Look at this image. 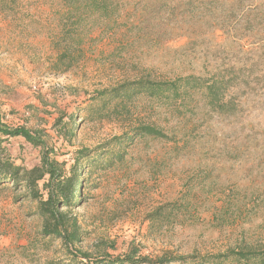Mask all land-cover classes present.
Instances as JSON below:
<instances>
[{
    "label": "rangeland",
    "instance_id": "1",
    "mask_svg": "<svg viewBox=\"0 0 264 264\" xmlns=\"http://www.w3.org/2000/svg\"><path fill=\"white\" fill-rule=\"evenodd\" d=\"M123 1L127 10L144 8L149 21L156 18L151 8H183L172 16L163 14L164 27L149 36L159 35V45L121 50V30H86L84 58L65 75L49 70L56 52L48 35L58 33V20L65 14L62 0H20L22 9L40 23L25 31L0 14V112L5 122L45 131L48 145L63 155L59 160H71L75 151L94 149L125 128L77 119L72 143L59 137L55 121L64 116L67 122L95 92L141 76L171 80L225 68L240 72L246 81L238 94L243 106L238 118L202 108L191 118L162 111L143 117L174 136L173 141L137 140L124 165L92 176L99 186L87 190L90 199L73 214L85 232L82 248L92 254L101 250L118 256L135 248L140 256L155 259L166 252L204 256L263 245L264 0H244L248 8L260 6L262 18L257 21L253 13L241 20L236 26L240 35L217 29L220 19H231L229 26L239 19V14L226 15L233 12L235 0ZM4 146L18 165L32 168L40 162L39 149L22 138ZM6 186L0 187V264H46L59 257L58 243L49 251L37 243L42 230L38 202L23 187ZM183 192L190 206L187 218L149 235L145 216Z\"/></svg>",
    "mask_w": 264,
    "mask_h": 264
},
{
    "label": "trees",
    "instance_id": "2",
    "mask_svg": "<svg viewBox=\"0 0 264 264\" xmlns=\"http://www.w3.org/2000/svg\"><path fill=\"white\" fill-rule=\"evenodd\" d=\"M119 1L62 0L65 14L58 20V33L50 32L48 35L56 52L55 59L49 66L52 73L65 75L82 62L86 30L89 33L98 29L104 34L121 30L122 40H119L121 43L118 48L121 50L144 43L159 45V35H154L153 38L149 36L162 25L165 19L163 14L172 16L183 8L175 5L151 8L156 18L149 21L145 17L144 8L141 12L127 10V4L123 0L120 6L123 9L119 12ZM244 3V0H235L233 12L226 11V15L239 14L235 24L229 26L231 19H220L222 22H217V29L240 35L236 26L241 20L253 13L257 21L262 18L260 6L248 8ZM189 8L190 6L186 7ZM163 10L167 13H163ZM0 14L11 19L22 31L40 24L22 9L20 0H0ZM245 79L240 72L225 68L215 70V73L208 76L186 75L171 80L141 76L97 91L79 113L67 118V122H64V116L55 121L53 127L59 137L70 145L76 137L77 119L81 122L118 124L125 128L121 135L114 136L94 149L81 148L75 151L71 160H59L63 155L48 145L45 131L30 130L24 126L10 127L5 122V115L0 112V187H7V184L23 187L25 195L38 202L37 215L42 219V230L37 243L44 245L46 251L57 243L59 245L56 252L60 256L48 259L46 264H264V244L241 245L222 253L204 256L166 252L155 259L140 256L135 248L118 256H111L101 250L92 254L82 248L85 232L79 219L73 214L74 209L83 206L90 199L87 190L98 188L99 184L91 182L92 176L124 165L128 150L137 140L152 138L173 141L174 136L168 135L157 125L144 121L143 117L162 111L179 118H191L202 108L207 113L238 118L243 109L241 96L238 94ZM17 138H22L33 148L39 149L38 165L27 168L16 164L4 144ZM187 198L183 192L176 201L161 204L149 212L145 216L148 234L173 228L187 218L190 211Z\"/></svg>",
    "mask_w": 264,
    "mask_h": 264
}]
</instances>
